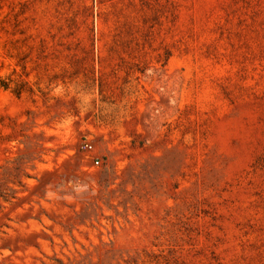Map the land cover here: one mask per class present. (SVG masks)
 Here are the masks:
<instances>
[{
    "label": "rangeland",
    "instance_id": "374dc122",
    "mask_svg": "<svg viewBox=\"0 0 264 264\" xmlns=\"http://www.w3.org/2000/svg\"><path fill=\"white\" fill-rule=\"evenodd\" d=\"M0 264H264V0H0Z\"/></svg>",
    "mask_w": 264,
    "mask_h": 264
},
{
    "label": "built area",
    "instance_id": "2783aa9c",
    "mask_svg": "<svg viewBox=\"0 0 264 264\" xmlns=\"http://www.w3.org/2000/svg\"><path fill=\"white\" fill-rule=\"evenodd\" d=\"M83 147H88V145H84Z\"/></svg>",
    "mask_w": 264,
    "mask_h": 264
}]
</instances>
